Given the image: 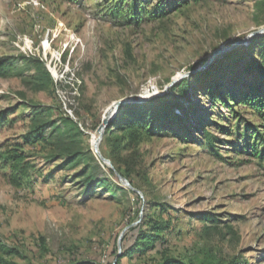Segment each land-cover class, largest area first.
<instances>
[{"label":"rangeland","instance_id":"rangeland-1","mask_svg":"<svg viewBox=\"0 0 264 264\" xmlns=\"http://www.w3.org/2000/svg\"><path fill=\"white\" fill-rule=\"evenodd\" d=\"M164 2L0 0V156L33 167L17 185L0 161L8 260L116 264L157 221L172 256L264 264V109L239 107L264 98V0L147 16Z\"/></svg>","mask_w":264,"mask_h":264},{"label":"trees","instance_id":"trees-1","mask_svg":"<svg viewBox=\"0 0 264 264\" xmlns=\"http://www.w3.org/2000/svg\"><path fill=\"white\" fill-rule=\"evenodd\" d=\"M171 1V9H176V7L187 6L190 2H198V0H165L163 4L157 6L158 10L154 13L148 12L147 16L149 17H162L164 18L168 14V9H165L163 5H166L167 2ZM174 4V6H173ZM134 5H131L129 10L132 13L134 10ZM141 9V7H140ZM142 10H137L131 17L133 20L141 21L145 16L142 15ZM141 12V14H140ZM144 15H146L144 13ZM246 100L241 101L239 104L241 106H252L253 109L258 111H262L264 107V98L254 97V95H248L245 98ZM221 101V100H220ZM230 102V101H229ZM232 102V101H231ZM230 104V103H229ZM230 106V105H229ZM228 106V107H229ZM262 121L264 122V117H262ZM35 137L40 140V142L45 141V137L42 134V129L38 128L34 130ZM261 139L263 143L262 148L252 147L250 148L252 152V156H256L264 162V138ZM10 155L8 158H4L0 156V161L7 162L12 171V179L15 184L20 185L28 176L31 171H33V167H31L30 163L26 161V156L19 152V146H15V149L9 152ZM108 176L116 178V175L112 172H109ZM162 211V210H160ZM163 212V211H162ZM154 222V221H153ZM150 222V231H138L135 235L133 242L123 248L121 254L117 257L116 264L121 263L122 260L130 258L139 260L149 255L156 254L155 257H151L148 260H143L139 264H241L237 258L232 259L229 262H223L220 260H216L215 258H207L204 260H197L194 258H185L181 259L175 256H172L170 252L167 250V241L161 238V235L167 232L169 225L167 223L161 224L155 221L154 223ZM19 253L12 248H9L5 245L0 244V264H17L14 261L8 260V257H13L14 255H18ZM69 264H95L91 261H83L78 258H72Z\"/></svg>","mask_w":264,"mask_h":264},{"label":"water","instance_id":"water-1","mask_svg":"<svg viewBox=\"0 0 264 264\" xmlns=\"http://www.w3.org/2000/svg\"><path fill=\"white\" fill-rule=\"evenodd\" d=\"M263 33H264V30L259 31V32L255 33V34H253L252 36H254V35L259 36V34H263ZM239 44L240 43L234 44L232 47L228 48V50H226V51H229L230 49L234 48L235 46H238ZM223 51H225V50H223ZM223 51H220V53L223 52ZM222 55L223 54H221L216 60H219L222 57ZM212 61H213V59L212 60H208V62H206V64L202 68H204V67L208 66L209 64H211ZM192 73L193 72H189V73H187V74H185L183 76H180L178 79L174 80L171 83V85L174 84V83H176V82H178V81H180L181 79H183V77L188 76V75H191ZM142 102H146V101L145 100H141V99H138V100L130 99V100H121V101L116 102L115 105L113 106L112 110L110 112H108L107 118L105 119V121L103 123V129H105L106 127H108V124L110 123V121H112V119L116 115L119 106L139 104V103H142Z\"/></svg>","mask_w":264,"mask_h":264}]
</instances>
